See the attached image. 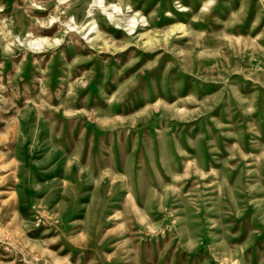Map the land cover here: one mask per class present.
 Returning a JSON list of instances; mask_svg holds the SVG:
<instances>
[{
	"label": "rangeland",
	"instance_id": "374dc122",
	"mask_svg": "<svg viewBox=\"0 0 264 264\" xmlns=\"http://www.w3.org/2000/svg\"><path fill=\"white\" fill-rule=\"evenodd\" d=\"M0 264H264V0H0Z\"/></svg>",
	"mask_w": 264,
	"mask_h": 264
},
{
	"label": "bare ground",
	"instance_id": "6f19581e",
	"mask_svg": "<svg viewBox=\"0 0 264 264\" xmlns=\"http://www.w3.org/2000/svg\"><path fill=\"white\" fill-rule=\"evenodd\" d=\"M207 3H208V2H207ZM206 5H207V4H205L203 8H205ZM184 9H185V8H184ZM135 21H136V20H135V18H134V19H133V23H135Z\"/></svg>",
	"mask_w": 264,
	"mask_h": 264
}]
</instances>
